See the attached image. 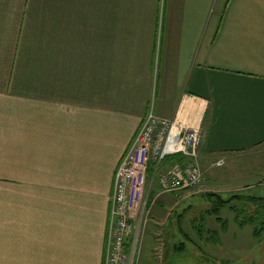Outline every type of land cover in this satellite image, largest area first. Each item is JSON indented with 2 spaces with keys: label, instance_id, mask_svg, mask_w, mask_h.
<instances>
[{
  "label": "crops",
  "instance_id": "obj_1",
  "mask_svg": "<svg viewBox=\"0 0 264 264\" xmlns=\"http://www.w3.org/2000/svg\"><path fill=\"white\" fill-rule=\"evenodd\" d=\"M150 110L201 128L194 193L233 191L225 165L263 183L264 0H0V264H104L115 172ZM153 174L132 264H162L187 196Z\"/></svg>",
  "mask_w": 264,
  "mask_h": 264
},
{
  "label": "built area",
  "instance_id": "obj_2",
  "mask_svg": "<svg viewBox=\"0 0 264 264\" xmlns=\"http://www.w3.org/2000/svg\"><path fill=\"white\" fill-rule=\"evenodd\" d=\"M201 139L200 127H182L152 110L147 113L115 172L104 264H132L125 244L132 233V221L140 220L143 214L149 163L162 192L191 189L203 183L198 162ZM176 155L182 157L181 161L173 160L162 167L165 158Z\"/></svg>",
  "mask_w": 264,
  "mask_h": 264
},
{
  "label": "rangeland",
  "instance_id": "obj_3",
  "mask_svg": "<svg viewBox=\"0 0 264 264\" xmlns=\"http://www.w3.org/2000/svg\"><path fill=\"white\" fill-rule=\"evenodd\" d=\"M172 158V156H169L166 159ZM217 170H225V177L221 175V180L219 179L217 184L222 187L229 186L233 190L228 194L220 195L221 197L226 199L233 194L240 193L250 196H264V182L245 185V183H240L239 179L234 178V174L236 175V172L239 171L238 168L230 169L225 165L217 168ZM200 185L179 191L182 197L187 196L174 208L175 215L172 219L176 226L174 225V228H170L168 235L164 238L162 264H264V233L262 239H254L252 226L237 227L233 220L234 215L227 207L220 211V216L228 220L225 230L216 222L214 216H207L206 218V226L204 228L208 229L209 231L207 232L210 234L213 233L210 231H216L219 237L218 241L212 243L198 239L196 232L194 233L191 227L192 219H199L203 209H210L216 204V199L207 198L208 193L202 196H200L201 193H194L200 188ZM240 203H237V205L240 206ZM245 205L250 212L251 206ZM144 218L142 217V219ZM179 218L180 221L178 220ZM179 222H181V231L177 227ZM136 232L137 230L133 228L130 237L135 236ZM208 233L205 231L203 237L205 238ZM180 245H183V247L177 249Z\"/></svg>",
  "mask_w": 264,
  "mask_h": 264
},
{
  "label": "trees",
  "instance_id": "obj_4",
  "mask_svg": "<svg viewBox=\"0 0 264 264\" xmlns=\"http://www.w3.org/2000/svg\"><path fill=\"white\" fill-rule=\"evenodd\" d=\"M174 161H181V159L176 158ZM172 160V161H173ZM171 162V161H169ZM208 199H216V204L210 209H203L201 211L199 219L191 221V227L193 232H196L198 239L206 240L212 243H216L219 239L216 231H210L213 233H208V229H205L207 216H214L217 223L222 226L225 230L228 220L220 216V211L227 207L234 215L233 220L237 227L242 228L246 225L252 226V236L256 240L262 239L264 233V196H250L244 194H233L228 198H223L216 193H208ZM241 202V203H240ZM240 203L241 205H237ZM248 204L251 206V211L249 212L246 208ZM208 235L204 238V232ZM182 248L180 245L178 248Z\"/></svg>",
  "mask_w": 264,
  "mask_h": 264
}]
</instances>
